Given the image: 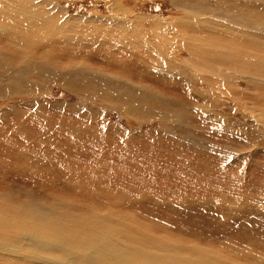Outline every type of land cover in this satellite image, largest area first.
Instances as JSON below:
<instances>
[{"label": "rangeland", "instance_id": "rangeland-1", "mask_svg": "<svg viewBox=\"0 0 264 264\" xmlns=\"http://www.w3.org/2000/svg\"><path fill=\"white\" fill-rule=\"evenodd\" d=\"M53 1L60 11L57 18L63 21L62 34L41 39L18 32L9 36L12 47L2 42L0 47L49 58L60 74L67 71L65 63H76L127 89L133 85L149 90L165 104L154 101L153 106L148 101L147 106L168 110L164 114L170 118L161 122V112L144 120L107 109L86 96V90L94 87L90 83L70 82L73 88H69L58 81L33 79L22 82L25 93L19 95L1 82L0 209L13 210L11 214L16 212L18 219L21 215L26 224L57 230L71 219L85 222L90 229L75 225L87 232L101 227L128 246L136 245L134 252L139 254L137 241L158 254L167 253L158 247L170 248L197 264H264V127L256 125L257 112L241 108L233 94H225V86L211 89L207 85L211 74L202 69L159 61L156 66L162 65L161 69L153 70L162 75L157 77L150 71L155 64L143 61L136 54L138 48L133 52L134 33L136 43L143 38L147 42L140 50L147 45L162 46L170 63L173 57L189 58L181 48L163 46L155 37L172 33L180 39L173 29L184 13L175 4L178 0ZM201 1L207 8L219 7L212 0ZM254 1L237 0L236 7L245 3V8L254 9L255 16L264 20V4L255 8ZM122 21L128 23L127 31L119 29ZM92 31L98 37L88 34ZM255 33L245 37L257 40ZM262 53L253 51L248 56ZM17 58L13 53L8 60L18 62ZM150 60L154 62V56ZM214 66L230 78V87L234 81L246 85L233 68L224 72L222 65ZM182 67L185 76L189 72L190 78L195 76L206 84H194L193 78L187 86L174 72H165L169 68L179 74ZM245 67L241 74H248L247 79L264 81V67L253 66L254 74ZM211 78L222 81L220 76ZM255 90L248 91L250 95L260 93ZM174 100L179 108L169 107ZM93 220L98 225L91 224ZM22 245L25 249L19 254L0 255V264L26 261L34 248ZM37 256L40 259L24 264H44L43 260L72 264L60 259L62 252L39 251Z\"/></svg>", "mask_w": 264, "mask_h": 264}, {"label": "bare ground", "instance_id": "bare-ground-1", "mask_svg": "<svg viewBox=\"0 0 264 264\" xmlns=\"http://www.w3.org/2000/svg\"><path fill=\"white\" fill-rule=\"evenodd\" d=\"M41 1L42 6H39L40 0H0V42L6 43L8 46L12 47L14 43L9 36L18 32L29 33L32 37L41 39L48 37L51 33L62 34L64 27L62 25L63 21L59 22L57 18V15L60 13L57 4L53 0ZM200 1L201 0H193L190 5H186L187 3H184L185 1L182 2L178 0L175 2V4L178 3L176 5L180 6L178 8L184 11L183 17L178 22H175L173 27L174 31H176V36L180 39H176L175 35L172 33L168 36H157L158 34L155 36L164 44L163 46L173 44L176 48H181L182 52L184 50L189 57L186 61L178 60L179 58L173 57V61L170 63L171 60H166L165 54H163L165 50L162 46L153 47L147 45V48L140 50L139 47L145 46L146 44L144 43L147 42L143 38L136 43V36L134 33L131 37V42L135 47L133 52H136L138 48L139 51L136 52V54L142 57L143 61L155 64V66L150 69L152 72L153 70L156 72V69L162 66H156V63L159 61L165 62L167 66L172 67L177 61L186 65H191L195 71L202 69L208 72L209 75L211 74V77H222V81L219 82L209 76L210 78L207 80V85H209L211 89L216 88V85L225 86V94H233L234 96L232 97L236 99L241 108L252 110L254 113L257 112V116H255L256 114L254 115L256 125L257 127H264V94L261 92H264V81H256L252 78V80H249V78L247 79L249 76L248 74H241L243 68H247L245 65L249 66L248 72L253 74L255 73L252 71L253 66L264 67L263 55L257 57L248 56V54L253 51H260L264 54L263 18L255 16L256 11L254 9L245 8V3L244 6L242 5L244 8L242 6L236 7L238 4L237 0H231L227 3L221 0H212L219 6L217 7L215 5L214 8H207L203 3L201 4ZM263 4L262 0L254 1L255 8H261ZM120 23L121 24L118 23L119 29L125 27L127 31L128 27L126 28V25L128 23L123 21ZM152 29L153 28H151V30ZM255 32H257L259 39L254 40V38L245 37L248 36V34L255 35ZM88 34L98 37L95 31L89 32ZM203 38L207 39H205V41H200ZM211 39L224 42V44L222 46L214 45L215 42L212 43ZM217 47H222V49L220 48L222 51L218 50ZM178 48L177 51H179ZM13 53L18 55V62L8 60L9 55ZM151 55L155 58L154 62L150 60ZM239 61L242 63L240 64ZM214 64L222 65L224 72L225 69H230V67L233 68V71L240 73L242 77L239 78H242L246 85L243 87L239 84L235 85L237 81L235 82L233 79V86L230 87V78L221 72L222 68L219 69L215 67ZM64 66L67 71L64 74H60L57 72L55 66L49 63V58L39 57L27 51L5 50L0 47V83L5 82L11 85L16 94H24L25 88L22 86V82L32 81L33 79H39L43 82L58 81L69 88H73L70 82L77 85L90 83L93 84L94 87L86 90V96L88 99L101 102L103 105L107 106V109L111 107L126 114L136 115L144 120L150 117H157L161 112V122L164 121L162 118L169 117L168 113H166V115L164 114L168 110L163 111L147 106L148 101H153V106L154 101H157L159 106L165 104V100L156 93L155 95L149 90L135 88L136 86L133 87V85L127 89L125 86L116 83L115 80H105L99 77L97 73L93 75L92 71L84 70L80 64L68 62L65 63ZM168 69L165 68V72H174L183 79V83L187 84V86L191 83L193 78H195V76L190 78L189 72L188 75L186 74L185 76L183 67L181 69L182 72L179 74L176 71ZM154 74L156 75V73ZM156 76L161 77L162 75ZM239 78L237 79L239 80ZM197 81H200L202 85L204 84V81L197 77L194 79V84ZM255 88L257 90H255ZM251 89L260 93L250 95L252 92L248 90ZM211 92L212 91L208 90V93ZM215 96L216 98L219 97L217 94H215ZM109 98L118 101L110 102ZM177 104L178 101H171L169 107L174 105L177 106ZM143 106H145L146 109H143ZM177 107L179 108V106ZM12 211L13 210L9 208L7 211L0 209V251L3 252L0 255H3L4 252H6L5 256H7V254H19L21 250L25 249V246L22 247V244L32 245L34 248L30 251L31 255L25 257L27 259L26 261L21 259L23 262H18L16 264H24L32 259H40L37 256L39 251L45 254H60L62 252L64 257L60 259H69L72 264H120L121 262H123V264H197L196 261L170 248L158 247L160 251L167 252L158 254L157 251L152 248H145L142 242L139 241L137 242L139 243L142 253H136L134 252V250L138 248L136 245L128 246L119 239L111 236L108 230H102L101 227L100 231L92 230L87 232L82 230V228L78 229L75 225L76 223H80L79 227L89 229L90 227L85 225V222L82 223L75 219H71L73 222L70 223H61L63 226L61 228L64 230H61V228L57 230L55 227H50L48 225L26 224L21 215H19L20 218L18 219V214L16 212L11 214ZM56 219L58 218L56 217ZM91 224L96 225V220H93ZM47 226L50 228H46ZM67 227H71L72 229ZM20 246L22 248H20ZM177 256H182V258ZM185 260H190V262L185 263ZM43 261L44 264H50L47 260ZM7 264L10 263L8 262Z\"/></svg>", "mask_w": 264, "mask_h": 264}]
</instances>
